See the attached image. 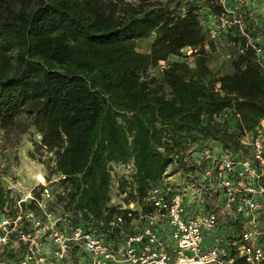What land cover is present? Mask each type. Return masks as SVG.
I'll use <instances>...</instances> for the list:
<instances>
[{
    "label": "trees",
    "instance_id": "trees-1",
    "mask_svg": "<svg viewBox=\"0 0 264 264\" xmlns=\"http://www.w3.org/2000/svg\"><path fill=\"white\" fill-rule=\"evenodd\" d=\"M202 2L117 10L113 0H0V127L34 126L37 147L64 175L53 203L114 246L153 212L151 189L167 196L177 187L164 180L169 167L193 170L190 150L210 140L238 150L264 119V29L230 15L224 67L214 71L215 43L200 11L225 10ZM147 38L139 51L136 42ZM129 160L135 172L120 178L125 194L113 203L109 163ZM6 200L0 176V212Z\"/></svg>",
    "mask_w": 264,
    "mask_h": 264
},
{
    "label": "built area",
    "instance_id": "built-area-1",
    "mask_svg": "<svg viewBox=\"0 0 264 264\" xmlns=\"http://www.w3.org/2000/svg\"><path fill=\"white\" fill-rule=\"evenodd\" d=\"M240 143L234 150L212 140L190 150L193 170L169 167L164 180L177 187L164 190L167 196L151 189L153 212L116 246L96 228L74 223L69 211L50 208L49 183L64 177L60 172L54 179L42 172L32 182L10 179L0 212V264H264V119ZM134 172L132 160L109 163L111 202L120 178L131 180Z\"/></svg>",
    "mask_w": 264,
    "mask_h": 264
},
{
    "label": "rangeland",
    "instance_id": "rangeland-1",
    "mask_svg": "<svg viewBox=\"0 0 264 264\" xmlns=\"http://www.w3.org/2000/svg\"><path fill=\"white\" fill-rule=\"evenodd\" d=\"M108 1V0H105ZM111 1V0H110ZM118 4L117 10H120L123 4L139 6L140 8H146L150 3L155 1L165 2L170 6L175 7L178 3H184L186 1L194 0H113ZM224 8V13L220 17H216L211 12L203 7L200 11V19L205 30L208 31L210 38L215 43V48L210 50L211 60L209 65L213 70H218L224 67L225 58V44L222 37L224 32L230 23L232 18L234 22L240 24L243 27L245 21L250 18L256 21L260 28L264 29V0H218ZM198 4H203L202 0H198ZM232 15V17L230 16ZM231 17V18H230ZM150 43V38L138 40L136 42V48L139 51H147ZM186 54L190 53L188 48L183 49ZM177 56H170L169 60L178 59ZM226 111L221 113L219 118H224ZM23 118V117H21ZM18 122V121H17ZM12 125L8 129H2L0 127V176L1 184L6 188L8 181L12 178H18L25 182L34 181V176L38 172L48 174L49 177L54 179L53 175L55 157L51 152L45 149L37 147V140L39 134L35 131L33 125L23 124L18 122ZM211 140L208 141V144ZM207 144V143H205ZM215 146V143H212ZM42 164V166H41ZM54 183V182H53ZM53 183L49 188L53 190V199L55 193L59 191L57 185ZM56 190V191H55ZM115 202L122 200L121 196L112 191ZM51 209L60 214L63 209L59 205L51 203ZM208 239V238H207Z\"/></svg>",
    "mask_w": 264,
    "mask_h": 264
}]
</instances>
